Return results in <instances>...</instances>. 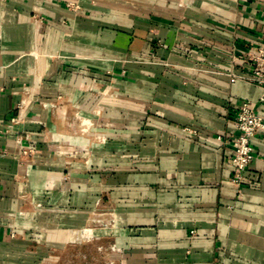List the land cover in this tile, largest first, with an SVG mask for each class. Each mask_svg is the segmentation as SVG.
Returning <instances> with one entry per match:
<instances>
[{"label": "crops", "instance_id": "crops-1", "mask_svg": "<svg viewBox=\"0 0 264 264\" xmlns=\"http://www.w3.org/2000/svg\"><path fill=\"white\" fill-rule=\"evenodd\" d=\"M262 45L264 0H0V264H264Z\"/></svg>", "mask_w": 264, "mask_h": 264}, {"label": "built area", "instance_id": "built-area-1", "mask_svg": "<svg viewBox=\"0 0 264 264\" xmlns=\"http://www.w3.org/2000/svg\"><path fill=\"white\" fill-rule=\"evenodd\" d=\"M249 65L252 67L251 79L259 84L264 85V45L260 46L256 52L252 53L248 58ZM24 101L18 104V108L22 109ZM21 115H14L9 122V126L19 123ZM264 129V119L257 113L255 104L252 101H244L238 111L236 117V134L232 136L231 145L233 149L232 156V183L237 187L238 192L243 186L251 180L247 177V171L255 158L254 146L252 139L258 131ZM35 151L30 147L24 150L25 153L31 154ZM120 249L117 245L110 246L111 252H117ZM102 264H117L116 259L108 256Z\"/></svg>", "mask_w": 264, "mask_h": 264}, {"label": "rangeland", "instance_id": "rangeland-1", "mask_svg": "<svg viewBox=\"0 0 264 264\" xmlns=\"http://www.w3.org/2000/svg\"><path fill=\"white\" fill-rule=\"evenodd\" d=\"M79 253V246L73 247L72 249V256L70 257L69 264H86V262L83 260V258L78 254ZM85 258V257H84ZM95 257L91 258L90 261L87 264H93Z\"/></svg>", "mask_w": 264, "mask_h": 264}]
</instances>
